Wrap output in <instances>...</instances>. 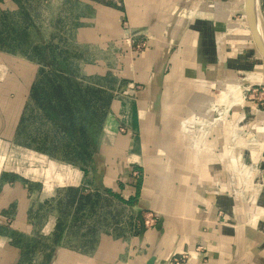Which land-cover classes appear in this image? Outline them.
<instances>
[{"label":"crops","instance_id":"1","mask_svg":"<svg viewBox=\"0 0 264 264\" xmlns=\"http://www.w3.org/2000/svg\"><path fill=\"white\" fill-rule=\"evenodd\" d=\"M255 3L264 41V0ZM95 7V25L81 36L124 50L110 71L126 85L103 119L89 162L13 151L38 70L0 51V146L10 148L0 150V264H19L15 240L22 236L45 240L37 250L44 264H146L151 257L167 264L180 251L187 252L185 264H264V165L250 169L264 150V108L241 105L235 93L231 119L208 134L202 130L214 120L207 107L224 81L264 71L245 0H119ZM132 37L145 42L140 51ZM99 69L91 72L108 71ZM234 129L243 132L235 140ZM245 131H255L257 140H246ZM16 159L22 161L11 166ZM234 187L242 194L235 196ZM70 190L77 197L68 199ZM104 192L127 203L131 214L154 211L157 224L101 232L89 249L65 243L71 220L56 230L54 203L76 206L79 197Z\"/></svg>","mask_w":264,"mask_h":264},{"label":"rangeland","instance_id":"2","mask_svg":"<svg viewBox=\"0 0 264 264\" xmlns=\"http://www.w3.org/2000/svg\"><path fill=\"white\" fill-rule=\"evenodd\" d=\"M117 2L119 0H0V51L22 56L36 65L37 82L43 85V90H48V81L55 80L65 85L64 79L52 74L65 72L86 92L83 99L77 95L71 98L73 119L64 125L54 115L46 116L35 99L29 96L15 140L19 146L13 149L18 155L25 147L67 162H89L103 119L111 112L115 101L120 99L121 88L126 85L110 71L122 62V56H117V52L119 55L125 52L112 46L102 48L100 43L91 45L81 36V29L95 25L98 18L95 4L114 6ZM131 42L133 50H141L136 45L138 39L132 37ZM99 67L108 71L91 72L100 70ZM263 72L251 71L252 74ZM225 96L223 91L221 98ZM231 102L234 103L233 100ZM71 121L74 125L67 127ZM79 129L84 131V135ZM244 136L250 142L257 140L255 131H245ZM1 146L0 150L6 153L10 150ZM19 161L22 160H12L10 164L13 166ZM136 172L140 178L144 175L139 170ZM67 195L68 199L77 197V193L71 190ZM84 198L76 206L62 200L53 205L59 222L56 230L60 231L62 225L66 227L68 219L71 220L66 232L70 235L64 241L74 247L91 248L101 232L121 234L127 230L136 232L155 227L159 218L152 210L131 214L127 203L113 193L104 192ZM49 209L46 208L40 217L46 218ZM149 215L153 217V222H146ZM84 235L86 238L82 237ZM43 240L24 236L16 238L15 243L22 250L19 264H44L45 256L38 254L42 243H45ZM46 241L51 244L53 238Z\"/></svg>","mask_w":264,"mask_h":264},{"label":"built area","instance_id":"3","mask_svg":"<svg viewBox=\"0 0 264 264\" xmlns=\"http://www.w3.org/2000/svg\"><path fill=\"white\" fill-rule=\"evenodd\" d=\"M144 44L145 42L140 41L137 42L136 45L138 48H142ZM249 73H245L240 78L238 77L236 83L224 81L227 82V84H223V86L218 91V95L210 100L206 112L212 114L214 120L211 124L202 127V130L205 134H208V132H210V129L216 127L219 123L221 124L231 119V108L233 106V103L231 102V95H234L237 90L239 100L241 99V105H244L246 103L251 104L249 102H253L256 105L255 111H259L260 109L264 108V82L249 81L247 78ZM209 85L215 88L217 86V82H211L209 83ZM223 91L226 96L224 98H221ZM241 133L243 132L234 129L232 132L233 140L238 138ZM235 161V158H232V162ZM261 165H264V150H262L261 152L259 161L252 164L250 166V169L254 170L260 167ZM232 192L235 196H239L242 194V191L237 187L232 188ZM146 217H148L146 219V222H153L154 219L151 215ZM200 248L201 246H199L197 249ZM186 261L187 252L180 251L172 255L167 264H185Z\"/></svg>","mask_w":264,"mask_h":264},{"label":"trees","instance_id":"4","mask_svg":"<svg viewBox=\"0 0 264 264\" xmlns=\"http://www.w3.org/2000/svg\"><path fill=\"white\" fill-rule=\"evenodd\" d=\"M52 74H54L57 78L64 79L65 85L55 80L52 82L48 81V90H43V85L40 86L36 79L31 87L30 95L45 112L46 116L49 117L52 114L60 122V124L64 125L63 123L73 119L72 107L70 103L71 98L74 95H77L83 99L86 92L69 74H66L65 72H60L58 74L56 72H52ZM72 121L69 122V124L67 123V127L72 128V125H74ZM78 131L84 135V131L82 129H79ZM82 158H84V156ZM83 199H85L84 196H81L80 201Z\"/></svg>","mask_w":264,"mask_h":264},{"label":"water","instance_id":"5","mask_svg":"<svg viewBox=\"0 0 264 264\" xmlns=\"http://www.w3.org/2000/svg\"><path fill=\"white\" fill-rule=\"evenodd\" d=\"M245 14L254 44L264 60V41L259 30L255 0H245ZM146 264H153V257Z\"/></svg>","mask_w":264,"mask_h":264},{"label":"bare ground","instance_id":"6","mask_svg":"<svg viewBox=\"0 0 264 264\" xmlns=\"http://www.w3.org/2000/svg\"><path fill=\"white\" fill-rule=\"evenodd\" d=\"M247 78L249 81H262V82H264V74L263 75L262 74H255V73L252 74L250 72L249 75L247 76ZM232 82H234V81H232ZM224 84H227V82H224ZM236 93L238 95V90L236 91ZM238 98H239V96H238ZM237 102H241V99L238 100Z\"/></svg>","mask_w":264,"mask_h":264}]
</instances>
